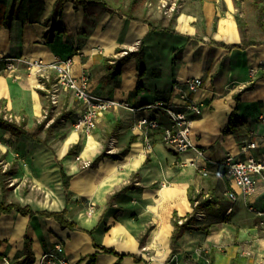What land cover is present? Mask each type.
<instances>
[{"label": "crops", "instance_id": "1", "mask_svg": "<svg viewBox=\"0 0 264 264\" xmlns=\"http://www.w3.org/2000/svg\"><path fill=\"white\" fill-rule=\"evenodd\" d=\"M57 1L0 0V58L46 63L73 58V74H87L95 95L135 107L164 101L181 110L192 101L202 109L192 138L203 157L195 150L175 153L162 143L160 132L150 128H144L152 144L146 148L142 130L134 125L140 117L155 114L167 125L168 118L155 111L114 109L92 133L76 132L73 121L81 106L70 91L62 93L57 120L51 114L48 121H41L49 102L36 88V79L27 76L23 65L8 72L0 63V103L8 112L22 116L27 128L45 122V136L47 128L54 130L60 123L77 134L65 154L77 165L71 171L59 150L51 149L58 135L36 142L0 126L2 171L8 184L18 185L12 192L8 185L5 192L0 183V203L14 202L27 184L49 190L47 186L53 189L54 183L58 195L50 205H58H34L32 199L22 197L17 202L33 211L67 209V218L78 227L63 226L39 213H2L0 264H43L44 254L55 251L58 243L64 248L59 258L69 264H264V219L249 209L252 204L264 211V175L254 195L247 199L240 194L232 203L227 194L234 187L226 168L219 165L228 154L264 156V19L259 22L256 0H179L174 12L161 10L162 0H107L113 7L131 8L130 15L137 20L108 12L101 4L75 6L67 1L56 10ZM260 6L264 7V0ZM244 40L250 43L245 48H229ZM129 51L136 55L127 58ZM198 77L203 86L193 92L187 80ZM103 131L108 143L101 141ZM89 137L102 148L91 160L79 155L92 162L81 169L79 159L68 153L81 140L84 146ZM254 141L257 148L246 149ZM136 143L144 149L140 166L121 167L119 181L106 171L100 173L93 182L98 187L94 213L72 217L73 198L91 200L73 188L74 181L90 169L98 170L104 159L124 160ZM190 160L206 169L208 176L199 174ZM60 162L71 177L69 203ZM127 186L130 189L111 200ZM199 199L211 200L215 214L197 210L205 218L196 219L199 227L187 230L172 248L174 219L195 217L194 203ZM92 230L96 242L118 254L97 247L88 232ZM26 247L32 262H24Z\"/></svg>", "mask_w": 264, "mask_h": 264}, {"label": "built area", "instance_id": "2", "mask_svg": "<svg viewBox=\"0 0 264 264\" xmlns=\"http://www.w3.org/2000/svg\"><path fill=\"white\" fill-rule=\"evenodd\" d=\"M178 1L162 0L159 8L174 12L177 9ZM0 63L4 64V68L8 72H14L19 66L23 65L27 76L36 79V88L45 93L49 102V107L44 112L45 119L51 114L56 113L60 107L62 93L65 91H70L81 106L80 111L73 121V128L76 132L92 133L98 127L102 117L106 113L118 108H124L133 113L142 111L160 112L168 118L167 125H163L156 114L153 116L144 115L134 125V129L142 130L148 149H151V144L148 133L144 128L159 131L162 143L177 154H185L190 150H195L199 157H203V151L196 147L192 138L194 122L202 116V109L201 106L192 101H188L184 109L180 110L164 101H156L152 104L135 107L128 101H116L95 95L92 92L90 78L87 74L79 77L73 74V58L66 60L58 59L52 63H46L42 59L5 56L0 58ZM187 84L191 91L196 92L203 86V79L200 77L188 79ZM0 118L16 123L24 121L22 116L8 112L1 103ZM256 148L257 143L255 141L250 142L246 147V149ZM246 149L244 148V150ZM189 165L196 166L198 173L202 176H208L206 169L196 161L190 160ZM219 165L226 168V176L234 187L227 194L228 199L232 203L238 200L240 194L249 199L256 193L259 178L264 175V156L261 158H240L236 155L228 154ZM198 205L199 201H196L194 208ZM249 209L256 213L258 217L264 219V211L256 209L252 204H249ZM194 215L197 220L205 218V214L201 211L194 212ZM186 220L179 219V223H183ZM63 252V246L58 243L55 246V251L44 254L42 258L43 264H69L68 260L64 258L60 259L58 256ZM4 260L7 261V259Z\"/></svg>", "mask_w": 264, "mask_h": 264}, {"label": "trees", "instance_id": "3", "mask_svg": "<svg viewBox=\"0 0 264 264\" xmlns=\"http://www.w3.org/2000/svg\"><path fill=\"white\" fill-rule=\"evenodd\" d=\"M67 1L73 2L75 6H77V5L87 6L89 4H101L108 12L117 13L121 17H127V18L132 19V20H137V18L130 15L131 8L128 11H125L120 7H113L110 4V2H108L107 0H58L56 5H55V9L56 10L59 9L63 5V3L67 2ZM256 3L258 4L257 6H258V13H259V22L262 23L263 19H264V7L260 6V4L262 3V0H256ZM151 30H155V29H151ZM249 44H250L249 42L244 40V42L242 44L231 45V46H229V48H245ZM141 50L142 49H139L138 52H141ZM135 55H136V52H130L129 51L126 56H127V58H130V57H134ZM0 126H2L7 131H10L12 134H14L16 136L27 135V136L31 137L36 142H47V139L52 135V131H53L52 127L47 128L45 130L46 136H45V138H42L41 134L44 130L45 122H42L33 128H27L24 121L21 123H16V122L5 120L3 118H0ZM76 150H77V146H74L70 149L68 154L69 155L75 154ZM60 164H61V162H60ZM93 165L94 164H92L91 166H93ZM61 170H62L63 186H64V190H65V196H66L67 202L69 203L71 201V195H70V191H69V185H70L71 177L68 176L64 172V167L62 164H61ZM0 183L3 185L4 191L7 192L8 182L6 179V173H3V171H2V165L1 164H0ZM128 189H130L129 186L125 187L121 192L114 195L111 200L114 201L122 192H125ZM191 201L194 202L195 201L194 198H191ZM215 207H216V205H214L211 200H200L199 205L196 207L195 210L196 211L197 210H206L209 213L215 214V212H216ZM13 210H17L18 212H20L23 215H28V214L34 215L35 213H39L41 215H45L48 217H54L63 226L78 229L77 225L75 223L71 222L67 218V214H68L67 209H64L61 212L33 211L29 207H22L19 203H16V202H12V203L7 204L5 201H3L0 203V215L2 213H5V214L11 213ZM174 227H175V229H174V232H173L172 237H171L172 248H174L176 246V244L178 243L180 238L183 236V234L187 230L196 229L199 226H198V221L196 220V218L193 215H191V216H188L187 220L184 221L183 223H179V219L175 218L174 219ZM94 230L88 231V232L92 235V238L94 240L95 245L97 247L103 249L104 251L108 252V253L118 254L115 250L107 249V248L103 247L102 245H100L98 242H96L95 237L93 235ZM26 254H27V257H26V259H24V262H32L33 258L31 257V252H30L29 247H26ZM120 256H125V254H121Z\"/></svg>", "mask_w": 264, "mask_h": 264}, {"label": "bare ground", "instance_id": "4", "mask_svg": "<svg viewBox=\"0 0 264 264\" xmlns=\"http://www.w3.org/2000/svg\"><path fill=\"white\" fill-rule=\"evenodd\" d=\"M77 139V134H70L65 141L63 142L62 146L59 149V156L64 157L65 165L71 170H77V165L73 161L72 157L68 156L65 157V154L68 150V147L71 143H73ZM102 146L99 142H97L93 137H89L85 141V145L82 147L80 151L81 158L85 160H91L98 152H100ZM144 159V149L141 143H136L133 145V148L129 155L122 161H113L111 159H104L103 162L100 164V168L98 170H88L80 175L73 183V188L78 190L84 195H87L92 201L93 204L96 203V198H94L97 193L96 190L98 189L97 186H93L94 180L98 177V175L104 171L108 172L109 175L113 177V180L119 181V174L118 171L121 167L126 169H136L140 166ZM43 185V184H41ZM47 186V185H45ZM49 191H52L49 186H47ZM53 192V191H52ZM40 205L51 207L48 202L41 203ZM58 205L55 202L52 207Z\"/></svg>", "mask_w": 264, "mask_h": 264}, {"label": "rangeland", "instance_id": "5", "mask_svg": "<svg viewBox=\"0 0 264 264\" xmlns=\"http://www.w3.org/2000/svg\"><path fill=\"white\" fill-rule=\"evenodd\" d=\"M62 113H64V112H62ZM64 115H65V113H64ZM53 116L55 118L57 117L55 115V113L53 114ZM57 118H56V120H57ZM41 119H42L41 121H43V120L48 121V119H45V118H42V117H41ZM53 123H55V122H53ZM67 124L68 123H66V125ZM62 126H63V123H60L52 132L53 133L52 138L55 135H58L57 141H56L57 144H55L54 147L51 146V149L55 153H56V151H58L60 149V147L63 144L64 140L69 136V134L72 131V127L71 126L67 127L66 129L65 128H61ZM42 136L44 137L45 134L42 133ZM101 141H103L105 143H108L109 137H108L107 131H103ZM82 142H83V140H81L79 142V144L76 145L77 146V150H76L75 154L73 155L74 158L76 157V158L79 159L80 150L83 147V143ZM149 142L151 144L150 138H149ZM146 148H148L147 145H146ZM151 148H152V144H151ZM109 153H114V152L112 150H110ZM78 162H79V166H80L81 169L89 167L90 164L92 163L91 161H85L83 159H79ZM15 184H16V182H15ZM15 184H14V181H10V183L8 184L10 186H13V188H11V192L13 191L14 188H17L18 185L17 184L15 185ZM52 186H53V189L52 188L51 189L53 190V192L51 193V191L44 189V187L40 188L36 184H33V185L32 184H27V185L23 186V189L21 190L20 194H19V192H17L18 193V197L15 198L14 202L19 203L21 201L20 198L22 197V198H25V199H27V198L32 199L31 202L34 205H38V203H40V202H43V203L48 202L49 204H51L53 201L56 200V196L58 195L57 193H54L56 191L55 184L53 183ZM59 186H60L59 187V191H60V193H62L63 192L62 185H59ZM31 191H33V192L31 193ZM29 193H31V194H29ZM17 201H19V202H17ZM95 208H96V206H95V204H93V202L91 200H87V199H84V198H82V199H76V198L74 199L73 198L71 216L72 217H78V215H80L84 211L86 212L87 215H90V214L94 213Z\"/></svg>", "mask_w": 264, "mask_h": 264}]
</instances>
